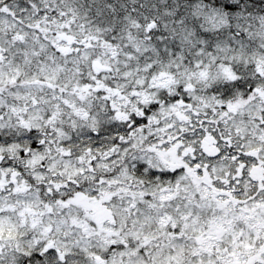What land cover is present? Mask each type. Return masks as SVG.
Instances as JSON below:
<instances>
[{"label":"snow or ice","instance_id":"1","mask_svg":"<svg viewBox=\"0 0 264 264\" xmlns=\"http://www.w3.org/2000/svg\"><path fill=\"white\" fill-rule=\"evenodd\" d=\"M0 264H264V0H0Z\"/></svg>","mask_w":264,"mask_h":264}]
</instances>
